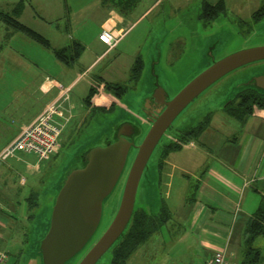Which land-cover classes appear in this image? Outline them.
<instances>
[{
    "label": "rangeland",
    "instance_id": "obj_1",
    "mask_svg": "<svg viewBox=\"0 0 264 264\" xmlns=\"http://www.w3.org/2000/svg\"><path fill=\"white\" fill-rule=\"evenodd\" d=\"M96 1L67 0L74 11V16L71 15L70 18V35L81 42L84 51L74 65V71H79L80 76L69 93L76 105L73 111L74 117L70 123H67L68 125L66 124L58 153L39 161L36 155L19 152L13 157L0 161V223L4 227L1 232L0 251L7 254L19 251L21 256L19 254L17 264H41L39 240L44 235L50 217L56 192L54 184L59 182L62 169L69 168L76 154L85 146L101 140L100 136L119 120L135 118L141 122L142 108L146 107V97L152 93L151 88L156 77L158 85L165 89L169 98H172L211 64L209 50L213 44L216 43V49L212 50L215 60L241 49L264 46V22L249 24L251 12L264 4V0H225L226 13L209 23L198 18L202 0H192L188 3L178 0L181 7H178L177 0H161L154 12L138 24L139 29L143 28L145 31L143 33L139 31L140 39L136 41L144 63V70L137 82H131L130 78V67L137 49L134 48V42L127 39L98 60L93 68L86 70L85 68L96 56L107 48L99 43V39L97 40L99 31L95 27V21L99 13L91 15L90 4ZM50 2L52 0H48V4ZM77 5L84 9L78 11ZM105 9L106 7L100 6L98 10L92 9V11H106ZM183 17L186 19V25L181 21ZM241 20L247 24L240 22ZM53 23L62 27L64 21L60 19ZM69 36H66L65 43L69 42L67 38ZM158 51L161 52V57L159 63L153 67V59ZM42 66L49 70V74L53 73L51 66L46 63ZM258 66L264 68V61L230 72L192 101L162 136L148 161L145 173H149V177L152 176L158 166L164 145L171 138L178 137L184 130L196 127L211 114L212 109L218 111L225 108L244 88L252 71ZM17 70L24 71L21 66ZM99 77L106 82L126 86L127 92L114 102L111 111L91 113L83 105V99L91 84ZM100 85L103 86L102 83ZM142 128L143 132L137 144L143 139L148 125H143ZM193 141L197 142L194 138ZM135 154L136 150L131 149L120 180L104 201L101 221L91 241L67 264H77L81 256L111 223L118 209L125 179ZM35 160L41 162L42 170L34 174L26 167L27 163H34ZM159 172L160 181L159 185L156 184V190L160 205L154 213L159 212L162 206L169 220L137 249L128 264H196L198 260V257L194 256L198 252L196 239L185 233L182 227L183 215L188 209L194 190V179L188 173H181L179 178L175 175L173 183L169 184L167 182L169 167L166 168L162 164ZM182 179L188 183L183 193L181 189L184 182L179 183ZM144 182L142 177L136 195V209L141 207L146 210L145 207L140 206ZM146 211L150 212L148 209ZM251 246L261 250L262 259L259 264H264V238H256ZM112 251L113 246L96 264H110ZM231 261L234 264L235 257L231 256ZM8 264L15 263L10 259Z\"/></svg>",
    "mask_w": 264,
    "mask_h": 264
},
{
    "label": "crops",
    "instance_id": "obj_2",
    "mask_svg": "<svg viewBox=\"0 0 264 264\" xmlns=\"http://www.w3.org/2000/svg\"><path fill=\"white\" fill-rule=\"evenodd\" d=\"M121 1L97 0L90 4L91 15L99 13L95 21L99 34L103 28L123 29L125 34L110 50L106 48L101 54H96L86 70L93 68L98 60L125 39L134 42V48L137 49L132 65L137 57L142 59L136 41L140 39L139 31L143 33L145 29H139L138 24L154 12L161 0H138L131 10L127 8L128 0ZM184 1L188 3L192 0ZM120 2L122 5H116ZM176 2L181 7L179 1ZM16 3L17 0H0V12H11ZM77 6L78 11L84 9ZM100 6L106 7V11H92L98 10ZM253 12L249 24H256L251 22ZM71 15L74 16V11L67 0H52L49 4L48 0H26L18 21L45 37L51 48L58 49L78 41L70 35ZM60 19L64 21L63 26L54 25L53 22ZM181 21L186 25L184 17ZM240 22L247 24L243 20ZM66 36H69L67 43ZM43 63L51 66L53 73L49 74V70L43 68ZM75 63L65 66L54 58L49 49L21 33L10 32L0 20V151L59 97V87L69 88L68 99L63 105L69 111L66 124L71 122L76 105L69 93L80 76L79 71H74ZM17 66H21L24 71L19 72ZM212 111L208 124L195 138L197 142L190 140L180 150L170 152L163 160V165L169 167V184L173 183L175 175L179 178L181 173H188L194 179V190L183 215L182 227L185 233L196 239V264H204L215 251H223L228 264H233L231 256L235 257L234 264H239L244 234L264 195V107H253L243 121L231 116L225 108ZM41 167V162L35 160L34 163H27L26 168L35 174L41 172ZM159 169L158 165V185ZM183 182L182 193L188 184L183 179L179 183ZM140 206L144 207L143 203Z\"/></svg>",
    "mask_w": 264,
    "mask_h": 264
},
{
    "label": "water",
    "instance_id": "obj_3",
    "mask_svg": "<svg viewBox=\"0 0 264 264\" xmlns=\"http://www.w3.org/2000/svg\"><path fill=\"white\" fill-rule=\"evenodd\" d=\"M262 22L264 17L257 23ZM213 48L216 49V43L209 50L211 64L172 98L158 85L155 75L152 93L147 95L146 107L142 108V121L135 118L119 120L100 136L101 140L85 146L76 154L69 168L62 169L59 182L54 184L56 192L50 217L39 240L41 264H67L85 249L100 224L103 203L120 180L131 149H135L136 154L125 179L118 209L107 229L77 264H96L123 235L135 208L142 177L145 182L142 183L141 200L150 212L144 210L152 215V211L158 209L157 168L151 177L145 171L162 136L176 117L218 80L238 68L264 61V46L241 49L219 60L213 58ZM160 57L158 51L156 59L152 60L153 67L159 63ZM245 89L264 97V68H254L242 90ZM143 125H148V129L137 144Z\"/></svg>",
    "mask_w": 264,
    "mask_h": 264
},
{
    "label": "trees",
    "instance_id": "obj_4",
    "mask_svg": "<svg viewBox=\"0 0 264 264\" xmlns=\"http://www.w3.org/2000/svg\"><path fill=\"white\" fill-rule=\"evenodd\" d=\"M138 0H128L127 8L131 10ZM123 2V0L121 1ZM116 3L120 6L122 3ZM26 0H17L16 5L11 12H0V20H2L9 28L10 32L21 33L40 46L49 49L54 58L64 64L70 66L75 63L84 51V46L78 42L73 41L66 47L53 49L50 47L49 41L33 31L29 27L23 25L18 21V16L22 12ZM226 11L224 0H215L210 2L202 0L201 12L199 19L205 23L212 22ZM264 17V4H262L251 15V22L257 23ZM143 69V61L137 57L130 69L131 82H137ZM103 88L100 89V84ZM127 92L124 85L110 83L98 78L91 84L86 96L83 99V105L91 113L100 112L106 113L112 110L114 102L120 99ZM264 107V97L254 90L245 89L237 93L235 98L230 100L225 110L234 118L243 121L251 112L253 107ZM209 121L207 115L202 122L196 127L186 131H182L175 140L170 141L164 145L158 165L163 164V160L170 152L178 151L193 138H197L201 131L206 127ZM28 201L30 199H27ZM32 206H30L31 208ZM3 214V212H1ZM168 215L163 212L161 206L159 212L156 214H149L144 209L134 208L130 223L120 237V239L113 245L112 258L110 264H127L129 257L135 250L143 244L155 231H157L162 224L166 223ZM264 238V195H262L261 203L253 215L251 223L246 229L242 241V256L239 264H259L262 259V253L259 248L251 246L256 238Z\"/></svg>",
    "mask_w": 264,
    "mask_h": 264
},
{
    "label": "built area",
    "instance_id": "obj_5",
    "mask_svg": "<svg viewBox=\"0 0 264 264\" xmlns=\"http://www.w3.org/2000/svg\"><path fill=\"white\" fill-rule=\"evenodd\" d=\"M214 2L215 0H207ZM125 30L103 28L98 39L110 50L123 37ZM103 86L100 85V89ZM59 97L48 104L30 124L25 126L17 137L0 153V161L15 156L19 152L37 156L39 161L46 160L58 153L62 132L69 119V111L64 108L69 88L59 87ZM0 223V238L2 236ZM0 264H8V254L0 251ZM204 264H228L223 251H215Z\"/></svg>",
    "mask_w": 264,
    "mask_h": 264
},
{
    "label": "flooded vegetation",
    "instance_id": "obj_6",
    "mask_svg": "<svg viewBox=\"0 0 264 264\" xmlns=\"http://www.w3.org/2000/svg\"><path fill=\"white\" fill-rule=\"evenodd\" d=\"M4 228V227H3ZM19 254L20 252L17 251V253H11L9 254L8 252V262L10 261V259L12 260V263L17 264L18 260H19Z\"/></svg>",
    "mask_w": 264,
    "mask_h": 264
},
{
    "label": "bare ground",
    "instance_id": "obj_7",
    "mask_svg": "<svg viewBox=\"0 0 264 264\" xmlns=\"http://www.w3.org/2000/svg\"><path fill=\"white\" fill-rule=\"evenodd\" d=\"M26 155V154H25ZM29 155V154H28ZM34 155V154H33ZM45 172V171H44ZM166 220H167V218H166ZM168 220H169V218H168ZM20 256H21V254H20ZM82 257V256H81Z\"/></svg>",
    "mask_w": 264,
    "mask_h": 264
}]
</instances>
